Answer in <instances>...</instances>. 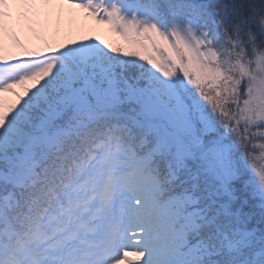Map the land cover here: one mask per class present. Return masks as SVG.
I'll list each match as a JSON object with an SVG mask.
<instances>
[{
	"label": "snow or ice",
	"instance_id": "obj_1",
	"mask_svg": "<svg viewBox=\"0 0 264 264\" xmlns=\"http://www.w3.org/2000/svg\"><path fill=\"white\" fill-rule=\"evenodd\" d=\"M0 264H264V0H0Z\"/></svg>",
	"mask_w": 264,
	"mask_h": 264
},
{
	"label": "rangeland",
	"instance_id": "obj_2",
	"mask_svg": "<svg viewBox=\"0 0 264 264\" xmlns=\"http://www.w3.org/2000/svg\"><path fill=\"white\" fill-rule=\"evenodd\" d=\"M92 34L99 36L101 38H104L106 41H108L110 43H115V42L120 41L119 37L108 33L106 30V27H104V26L98 27L97 30Z\"/></svg>",
	"mask_w": 264,
	"mask_h": 264
}]
</instances>
